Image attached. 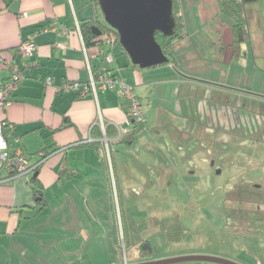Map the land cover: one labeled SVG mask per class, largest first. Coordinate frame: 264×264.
I'll list each match as a JSON object with an SVG mask.
<instances>
[{
	"label": "crops",
	"instance_id": "0c3cea01",
	"mask_svg": "<svg viewBox=\"0 0 264 264\" xmlns=\"http://www.w3.org/2000/svg\"><path fill=\"white\" fill-rule=\"evenodd\" d=\"M180 5L185 28L183 37L174 44L172 63L134 67L116 45L111 68L134 86L143 100L148 124L131 143L112 145L119 171L131 164L126 159L133 157L129 152L132 146L140 145L146 154L158 147L156 141L165 146L171 140L176 144L171 154L183 157L188 152L190 162L178 179L182 184L195 178L193 156L202 151L203 143L209 145L205 147L208 163L214 157L212 145L216 149L219 143L226 147L238 140H264L260 120L264 117V0L245 7L250 38L243 44L245 54L238 59L230 48L232 25L219 18L221 0H180ZM95 17L102 21L100 6L96 7L93 0H0V49L7 54L16 51L29 36L36 45L31 57L16 56L25 78L11 105L0 110V121L9 125L10 147L25 153L31 164L40 163L37 178L47 201L43 210L34 213L35 198L29 182L33 174L0 182V264H59L63 253L70 254L69 264H77L91 240L106 231L110 220L105 203L106 195L110 196L109 171L106 161L89 143L102 141L109 126L115 132L108 138L116 141L133 128V121L128 122L116 91L83 96L76 90L58 89L70 81L88 82L91 73L106 67L101 63L110 45H87L82 30L84 23ZM7 77L8 71L0 63V81ZM48 78L52 85L46 84ZM209 94L214 95L213 102L203 100ZM94 127L101 128L102 137L93 133ZM211 129L217 131L211 134ZM124 145L130 148L126 150ZM66 168L74 175L61 177ZM162 169L166 172L169 167ZM6 175V171L0 172V178ZM242 195L226 197V218L241 222L242 227H261L264 200L261 204L258 197L241 199ZM256 212L263 216L257 214L254 219ZM251 221L257 225H250ZM61 237L66 244L59 253ZM73 237L80 240L71 244ZM130 246L135 249L130 264L187 254L219 255L245 264L223 254L224 250L191 249L142 259L137 244Z\"/></svg>",
	"mask_w": 264,
	"mask_h": 264
},
{
	"label": "rangeland",
	"instance_id": "374dc122",
	"mask_svg": "<svg viewBox=\"0 0 264 264\" xmlns=\"http://www.w3.org/2000/svg\"><path fill=\"white\" fill-rule=\"evenodd\" d=\"M219 18L224 21V24L232 25V21L222 13ZM100 22L104 26H109L103 14ZM172 61L173 59L170 62L172 63ZM207 78H211V76ZM210 88L213 89L211 86ZM207 96V98L203 96L205 102L215 100L214 95ZM148 104L147 100L145 106L147 107ZM218 106L224 111L222 104H218ZM261 109L264 114V108ZM260 120L262 129H264V117H261ZM147 125L146 123L145 126L147 127ZM211 130L212 134L219 128ZM252 140L248 142L234 141L226 147L219 143L215 146L216 149L212 145L210 151L215 155L212 154L214 157L209 158L208 163L206 160L209 151L205 147L209 145L203 143L202 151L200 153L196 151L195 158L193 156V160L196 162L195 178L187 179L182 184H179L178 179L190 160L189 156H186L187 151L183 157L171 154V152L174 153V145H176L173 141L170 140L165 146L156 141L158 147L146 154L142 153L143 148L140 145L132 146V150L129 152L133 154V157L126 159L132 165L128 163L129 165L122 166L120 171L114 162V148L112 153L110 152V141H102L107 151L109 165L112 167L108 177L110 196L106 195L105 199L110 220L105 224L104 235H100L99 239L91 240L89 248L82 253L83 262L76 263L112 264V262H121L130 264L133 254H135V249H131L130 243L134 245L143 239H149L154 248L152 257L191 249L224 250L223 254L238 258L245 264H264V228H262L264 221H259L261 226L259 228H246L240 226L241 222H236L232 217L226 218L229 209L226 197L231 199L234 194H238V196L243 194L241 199L252 200L258 197L257 199L261 200L260 203L263 204L264 140L258 138ZM121 144L124 143L116 145ZM128 148H130L129 145H124V149ZM182 161L186 165H182L180 163ZM148 167L152 170H148ZM162 167H169V170L165 172ZM218 170H222V172L217 173ZM166 180H170L171 183L166 184ZM112 198H114L113 202ZM258 206L257 204L256 209ZM262 207L264 209V205ZM114 213L116 217L112 219L111 215ZM239 213L244 215L241 211ZM257 214L256 212L255 215H251H254V219H257L258 215H262L261 213ZM115 221L117 222L119 245H116L114 240L113 224ZM251 224L257 225V222L251 221ZM125 231L130 236L129 241L127 238V243L125 242ZM73 239L71 244H76L74 243L76 239L80 240L76 237ZM59 242H63L58 247V252L61 253L63 252L61 247L66 243L62 237ZM48 248L50 249V245ZM63 254L59 260L69 264L70 254ZM61 261L59 264H63ZM177 264L205 263L183 262Z\"/></svg>",
	"mask_w": 264,
	"mask_h": 264
},
{
	"label": "water",
	"instance_id": "95a60500",
	"mask_svg": "<svg viewBox=\"0 0 264 264\" xmlns=\"http://www.w3.org/2000/svg\"><path fill=\"white\" fill-rule=\"evenodd\" d=\"M106 23L118 35L120 44L132 64L141 69L163 65L170 61L156 39L157 32L166 36L175 33L176 19L173 0H98ZM97 35L102 32L93 26ZM38 176V171L34 173ZM204 262L211 264H243L239 261L212 254H187L131 264H177Z\"/></svg>",
	"mask_w": 264,
	"mask_h": 264
},
{
	"label": "built area",
	"instance_id": "2783aa9c",
	"mask_svg": "<svg viewBox=\"0 0 264 264\" xmlns=\"http://www.w3.org/2000/svg\"><path fill=\"white\" fill-rule=\"evenodd\" d=\"M105 43L111 45L114 43L112 37H106ZM36 49V45L32 36L23 40L16 51L5 53L0 49V63L8 71V77L0 81V110H5L13 102L14 94L25 78L23 65L16 60L17 54L24 58L31 57ZM106 60L110 64L114 62L115 56L112 50L106 53ZM88 82L70 81L58 87L64 90H76L83 96L93 93L97 95L99 91H116L123 101L128 122H146V114L144 110L143 100L136 93L134 86L129 84L120 76H117L113 70L104 67L97 72L91 73ZM47 85H52L53 80L48 78ZM12 128V125H10ZM9 127L6 121H0V172L6 171L7 175L0 178V182L11 180L19 177H27L34 174L39 167L38 164H31L28 157L19 149L11 151L9 145V133L6 128ZM119 133V137H120ZM91 140V139H90ZM102 141L109 142L110 139L104 134ZM109 151V150H108Z\"/></svg>",
	"mask_w": 264,
	"mask_h": 264
},
{
	"label": "trees",
	"instance_id": "16d2710c",
	"mask_svg": "<svg viewBox=\"0 0 264 264\" xmlns=\"http://www.w3.org/2000/svg\"><path fill=\"white\" fill-rule=\"evenodd\" d=\"M260 0H221V13L225 15L228 19L232 21V31H233V37L232 42L230 44L231 52L233 54V57L238 59L241 55L245 54V50L243 49V44L250 38V30L247 22L245 7L247 4L258 2ZM95 6H99L98 0H93ZM173 13L176 19V29L175 33L171 36H166L161 32H157L156 39L160 43L161 47L163 48V51L165 54L169 57L170 61L173 56V47L177 40L183 37L184 34V18L181 11V5L180 0H173ZM98 26L99 30L102 32L100 35H97L94 30L93 26ZM83 34L85 36V40L87 42V45H95V44H103L105 43L106 37H112L114 39V43L110 45V50L113 51V47L118 45L120 49L122 50V53L126 55L128 54L125 51V49L120 44L119 35L118 33L112 29L109 26H104L102 23L95 17L88 22L84 23L82 26ZM114 52V51H113ZM115 56V53H114ZM174 60V59H173ZM169 61V62H170ZM168 62V63H169ZM165 63V64H168ZM103 65L106 66L109 70H112L111 64L107 62L106 57L102 59ZM134 67H138L137 65L132 64ZM67 124H71V122L66 118L65 120ZM145 123H139V122H133V128L130 131H127L122 137H120L116 141H110V152L112 153V145L114 143H131L136 136L138 132H140L142 129H144ZM8 132V130H5ZM114 128L107 127L106 129V135L110 138L111 135L114 134ZM93 133L98 136H103V131L100 127H94ZM91 147L96 150L99 155L101 156V159L106 161L108 166V171L110 170V165L106 156V149L101 140L94 141L89 143ZM10 145V143H9ZM11 148V147H10ZM13 148H11V151ZM25 154V153H24ZM39 167L36 169L35 172H37ZM34 175V174H33ZM74 175V172L69 170V168H66L60 172V176H72ZM38 177V176H37ZM37 177H32L29 182L31 183L32 189H33V195L35 198V207L33 208L34 213L40 212L47 206V201L44 196V188L41 186L38 182ZM114 201V198H112V202ZM113 217L115 218V213L113 214ZM114 229L115 232V244L119 245V237L117 233V222H114ZM126 231L124 232L125 236V242L127 243L130 240V236L126 234ZM131 245V244H130ZM138 255L142 259H150L152 258V253L154 251L153 245L149 239H143L141 242H139L136 246ZM208 264V263H207Z\"/></svg>",
	"mask_w": 264,
	"mask_h": 264
}]
</instances>
